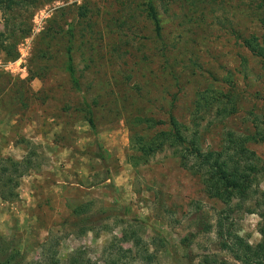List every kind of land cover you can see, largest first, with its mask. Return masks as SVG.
Instances as JSON below:
<instances>
[{
	"label": "rangeland",
	"instance_id": "374dc122",
	"mask_svg": "<svg viewBox=\"0 0 264 264\" xmlns=\"http://www.w3.org/2000/svg\"><path fill=\"white\" fill-rule=\"evenodd\" d=\"M149 1L0 11V261L240 264L220 224L264 239V60L246 44L264 42L263 0H153L160 36ZM192 142L256 165L245 198L210 196Z\"/></svg>",
	"mask_w": 264,
	"mask_h": 264
},
{
	"label": "trees",
	"instance_id": "16d2710c",
	"mask_svg": "<svg viewBox=\"0 0 264 264\" xmlns=\"http://www.w3.org/2000/svg\"><path fill=\"white\" fill-rule=\"evenodd\" d=\"M31 2V0H0V11H2L5 15L10 11L14 10L18 7H25L27 3ZM260 9H264V0L262 1ZM148 17L151 22L155 26V30L158 36L161 35L162 26H161V19L157 10V7L154 5L153 0H150L148 3ZM7 22V21H6ZM247 47L258 57H261L264 60V42L259 43L257 37H252L246 41ZM70 77L74 83V86L78 89L79 88V81L76 78L75 70L72 65H69L67 68ZM89 125L92 128H95V123L93 117L90 116L89 118ZM172 128H173V135H167L168 139L174 138L178 145H184L186 139L181 135L180 130L178 129L177 122L172 119ZM165 134V133H163ZM261 140L264 141V138ZM240 147V154H249L246 162H249L251 156L254 154L246 150L245 142L239 143ZM161 147V145L159 146ZM190 148L193 154H195V158L198 159V166L197 169L201 171H205L206 175V183L208 186V193L213 198H218L222 200L224 203H228L231 201L232 196L237 195L240 198H245L246 194L249 192L251 187V181L253 180L251 177V173L257 171L256 165L253 163L249 165V167H242V171L238 169V166H235L234 169L229 168V164L227 162L221 161V155L218 154V157H215L216 154H204L200 153V149L197 145V142H192ZM146 152H152V146L145 149ZM98 157L102 161H106L107 157L105 152L102 150V147L99 146V153ZM249 164V163H248ZM249 172H248V170ZM239 170V171H238ZM260 170V169H259ZM248 172V173H246ZM11 182V179H5L4 185L7 186V182ZM13 194L12 187L8 189L7 193L2 194L4 199L7 196ZM262 218L264 220V214H262ZM219 235L223 240V249L226 250L229 254L232 255L233 259L240 264H264V239L257 244L256 246H252L247 242L244 238L237 234H232L231 231L225 230L223 224H220ZM261 233L264 236V227L261 229ZM136 245L141 247V244L136 241ZM139 248V247H138ZM135 256L143 261H147L148 263L151 262V258L153 255H149L148 257H144L139 250L136 251ZM16 258V255L6 257L4 260L0 261V264H14L13 260ZM123 260V256L119 257ZM150 260V261H149ZM118 260L116 259L113 264H116ZM223 264H228L224 262Z\"/></svg>",
	"mask_w": 264,
	"mask_h": 264
}]
</instances>
